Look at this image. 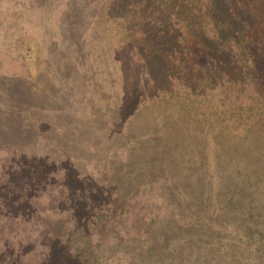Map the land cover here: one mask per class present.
Returning a JSON list of instances; mask_svg holds the SVG:
<instances>
[{"label":"rangeland","instance_id":"rangeland-1","mask_svg":"<svg viewBox=\"0 0 264 264\" xmlns=\"http://www.w3.org/2000/svg\"><path fill=\"white\" fill-rule=\"evenodd\" d=\"M118 2L0 0V264H87L84 231L100 264H264V143L173 103Z\"/></svg>","mask_w":264,"mask_h":264},{"label":"trees","instance_id":"trees-1","mask_svg":"<svg viewBox=\"0 0 264 264\" xmlns=\"http://www.w3.org/2000/svg\"><path fill=\"white\" fill-rule=\"evenodd\" d=\"M105 13L107 30L121 45L146 49L168 65L163 80L173 103L215 107L216 99L223 108L221 121L233 123L236 130L244 125L246 133L236 142L255 137L264 143V0H119ZM172 82L179 88L171 90ZM254 129H261L260 138L252 134ZM225 154L229 156L223 151L217 161ZM76 236L69 232L63 240L71 257L100 264L101 245L85 231V237Z\"/></svg>","mask_w":264,"mask_h":264}]
</instances>
